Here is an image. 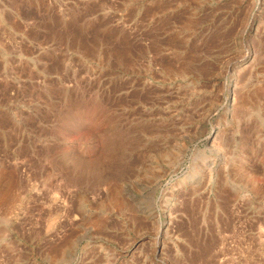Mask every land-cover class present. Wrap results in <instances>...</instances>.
<instances>
[{"label":"rangeland","instance_id":"374dc122","mask_svg":"<svg viewBox=\"0 0 264 264\" xmlns=\"http://www.w3.org/2000/svg\"><path fill=\"white\" fill-rule=\"evenodd\" d=\"M0 264H264V0H0Z\"/></svg>","mask_w":264,"mask_h":264}]
</instances>
